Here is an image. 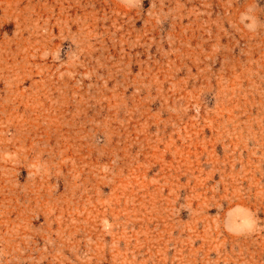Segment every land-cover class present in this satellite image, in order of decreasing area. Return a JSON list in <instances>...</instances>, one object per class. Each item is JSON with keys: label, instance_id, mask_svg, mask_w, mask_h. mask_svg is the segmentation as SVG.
<instances>
[{"label": "rangeland", "instance_id": "1", "mask_svg": "<svg viewBox=\"0 0 264 264\" xmlns=\"http://www.w3.org/2000/svg\"><path fill=\"white\" fill-rule=\"evenodd\" d=\"M0 264H264V0H0Z\"/></svg>", "mask_w": 264, "mask_h": 264}]
</instances>
